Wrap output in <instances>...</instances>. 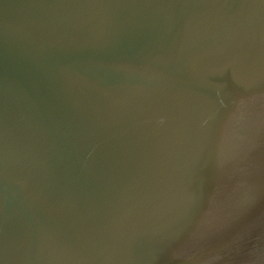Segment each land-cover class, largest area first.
<instances>
[{"label":"water","instance_id":"water-1","mask_svg":"<svg viewBox=\"0 0 264 264\" xmlns=\"http://www.w3.org/2000/svg\"><path fill=\"white\" fill-rule=\"evenodd\" d=\"M0 264H264V0H0Z\"/></svg>","mask_w":264,"mask_h":264}]
</instances>
